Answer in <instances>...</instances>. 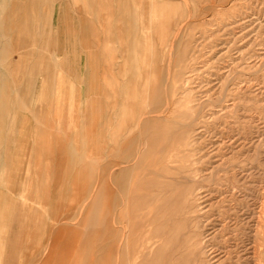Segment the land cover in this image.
Listing matches in <instances>:
<instances>
[{
  "label": "rangeland",
  "instance_id": "1",
  "mask_svg": "<svg viewBox=\"0 0 264 264\" xmlns=\"http://www.w3.org/2000/svg\"><path fill=\"white\" fill-rule=\"evenodd\" d=\"M176 1L161 80L149 90L137 84L127 113L114 115L93 198L80 206L78 264H264V0ZM70 62L57 117L80 145L76 127L85 122L89 95ZM1 149L0 217L8 191L25 182L29 159L22 147ZM63 175L73 182L72 173ZM49 182L52 201L31 202L39 203L40 232L68 216L77 192L58 187L57 177ZM41 234L29 239L21 262L38 258L44 244L48 251Z\"/></svg>",
  "mask_w": 264,
  "mask_h": 264
},
{
  "label": "crops",
  "instance_id": "2",
  "mask_svg": "<svg viewBox=\"0 0 264 264\" xmlns=\"http://www.w3.org/2000/svg\"><path fill=\"white\" fill-rule=\"evenodd\" d=\"M177 5L176 0H0V67L6 70L2 76L0 71V141H6L0 144L22 147V154L29 156L26 175L20 176L25 182L16 186L17 191H8L0 217V258L3 254L6 264H52L57 259V264H78L73 258L80 206L93 198L96 167L107 156L104 147L113 144L109 134L114 115L127 113L132 86L158 85L160 67L168 65L165 54L175 31ZM70 60L78 67L76 80L83 81L89 95L85 122L76 127L78 134L83 131L76 136L80 145L72 133L70 137L68 124L57 117L64 111L57 101L62 71L71 70ZM38 99L43 100L41 106ZM30 111L36 115L33 129ZM81 145L88 148L90 159L83 158ZM1 151L0 171L7 161ZM65 171L72 173L70 184L65 183ZM50 177L58 178V187L72 185L77 192L65 221L61 216L56 228L40 232L38 202L52 201L55 187ZM40 234L47 235L48 251L44 244L38 258L24 257L21 262L23 249Z\"/></svg>",
  "mask_w": 264,
  "mask_h": 264
},
{
  "label": "bare ground",
  "instance_id": "3",
  "mask_svg": "<svg viewBox=\"0 0 264 264\" xmlns=\"http://www.w3.org/2000/svg\"><path fill=\"white\" fill-rule=\"evenodd\" d=\"M152 4V3H151ZM150 5V4H149ZM143 6V5H142ZM151 7H152V5H150ZM149 6V7H150ZM143 8H144V6H143ZM145 8H147V7H145ZM150 9H152V8H150ZM138 10V9H137ZM144 11H145V9H143ZM137 12V11H136ZM146 12H147V9H146ZM150 12V11H149ZM149 14V13H148ZM147 14V15H148ZM131 15H133V14H131ZM143 15V14H142ZM144 17V16H143ZM147 17V16H146ZM148 17H149V15H148ZM25 18V17H24ZM138 19V18H137ZM175 19V18H174ZM149 20V19H148ZM150 22H152V20H151V18H150ZM144 24H145V20H144ZM152 25V24H151ZM175 25V24H174ZM143 26V25H142ZM147 26V25H146ZM145 25H144V27H146ZM151 27V26H150ZM147 28H148V26H147ZM146 28V29H147ZM145 29V28H144ZM1 30H2V28H1ZM144 31V30H143ZM153 38V37H152ZM142 40V39H141ZM134 43V42H133ZM160 44V43H159ZM131 51V50H130ZM153 54V53H152ZM162 54V53H161ZM160 58V57H159ZM132 60V59H131ZM160 60V59H159ZM135 61V60H134ZM131 63V62H130ZM136 67V66H135ZM144 68V67H143ZM144 74V73H143ZM158 74H159V72H158ZM160 75V74H159ZM158 75V76H159ZM161 80V79H160ZM163 83V82H162ZM142 84V83H141ZM161 85V84H160ZM163 85V84H162ZM150 86H152V82H148L147 83V87H148V90L150 89ZM133 88V91H132V95H133V92L135 91V89H136V84H135V86H133L132 87ZM141 88V87H140ZM163 88H164V86H163ZM139 90V89H138ZM152 90V89H151ZM164 90V89H163ZM124 91H125V89H124ZM165 91V90H164ZM159 93H160V91H158ZM161 92H163V91H161ZM154 94V93H153ZM165 94V93H164ZM139 95V94H138ZM159 95V94H158ZM133 98V97H132ZM149 98V97H148ZM149 100V99H148ZM157 100V99H156ZM148 103V102H147ZM149 104V103H148ZM154 105H156V104H154ZM149 107V106H148ZM147 107V108H148ZM151 107V106H150ZM157 108V107H156ZM149 109V108H148ZM136 113H138V112H136ZM142 113V112H141ZM145 114V113H144ZM106 151V150H105ZM109 169H111V167L109 168ZM115 189V188H114ZM93 201H94V199H93ZM98 199H97V203H98ZM86 215V214H85ZM254 246V245H253ZM254 251V250H253Z\"/></svg>",
  "mask_w": 264,
  "mask_h": 264
}]
</instances>
